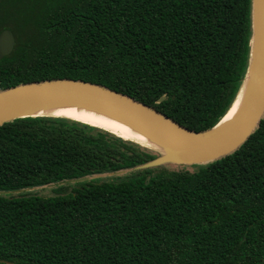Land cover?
Returning a JSON list of instances; mask_svg holds the SVG:
<instances>
[{
    "label": "trees",
    "instance_id": "trees-1",
    "mask_svg": "<svg viewBox=\"0 0 264 264\" xmlns=\"http://www.w3.org/2000/svg\"><path fill=\"white\" fill-rule=\"evenodd\" d=\"M5 29L0 89L82 79L201 131L245 77L251 0H0ZM158 156L67 117L4 122L0 264H264V117L194 170L142 166Z\"/></svg>",
    "mask_w": 264,
    "mask_h": 264
},
{
    "label": "water",
    "instance_id": "water-1",
    "mask_svg": "<svg viewBox=\"0 0 264 264\" xmlns=\"http://www.w3.org/2000/svg\"><path fill=\"white\" fill-rule=\"evenodd\" d=\"M251 30L247 71L230 107L239 96L241 103L235 116L228 123L219 124V120L206 130H193L158 109L104 85L82 79L54 78L23 82L7 89H0V125L17 117L59 116L30 114V109L37 104L77 101L113 113L170 148L167 152L161 151L109 130L160 152V156L142 166L150 167L172 162L201 164L215 160L237 149L255 131L264 117V0H251ZM14 41L10 30L0 31V59L12 50ZM88 178L89 176H83L60 182Z\"/></svg>",
    "mask_w": 264,
    "mask_h": 264
},
{
    "label": "bare ground",
    "instance_id": "bare-ground-1",
    "mask_svg": "<svg viewBox=\"0 0 264 264\" xmlns=\"http://www.w3.org/2000/svg\"><path fill=\"white\" fill-rule=\"evenodd\" d=\"M240 103L241 96L236 99L230 109L220 119L219 124L230 122L238 111ZM29 113L71 117L111 130L124 137L135 139L144 145L151 146L161 151L167 152L170 149L144 130L113 113L77 101L55 102L46 105L37 104L30 109Z\"/></svg>",
    "mask_w": 264,
    "mask_h": 264
},
{
    "label": "rangeland",
    "instance_id": "rangeland-1",
    "mask_svg": "<svg viewBox=\"0 0 264 264\" xmlns=\"http://www.w3.org/2000/svg\"><path fill=\"white\" fill-rule=\"evenodd\" d=\"M171 164H173L176 167H183L184 166V164L180 163V162H172ZM186 165H187L186 167H188L189 169L194 170L198 167L199 164L194 163V164H186ZM45 192H47V191H45Z\"/></svg>",
    "mask_w": 264,
    "mask_h": 264
}]
</instances>
